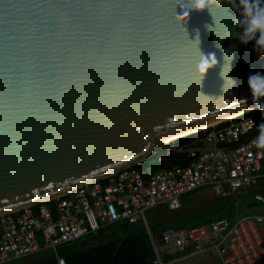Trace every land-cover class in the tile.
<instances>
[{"label":"water","instance_id":"1","mask_svg":"<svg viewBox=\"0 0 264 264\" xmlns=\"http://www.w3.org/2000/svg\"><path fill=\"white\" fill-rule=\"evenodd\" d=\"M212 14L188 0H0V216L156 147L189 155L161 139L256 107L248 78L264 58L226 37L227 10Z\"/></svg>","mask_w":264,"mask_h":264},{"label":"built area","instance_id":"2","mask_svg":"<svg viewBox=\"0 0 264 264\" xmlns=\"http://www.w3.org/2000/svg\"><path fill=\"white\" fill-rule=\"evenodd\" d=\"M240 117L202 131V139L186 148L195 150L188 155V166L160 170L148 178L135 167L126 168L0 216V264L46 251L57 264H66L60 254L63 247L97 238L121 223L145 225L155 255L151 264L206 255L215 256L220 264H264V214L168 228L161 237L153 236L148 221L152 212L178 211L190 194L209 191L221 199L264 184V147L256 141L264 114L257 109L253 116ZM255 197L264 204V196Z\"/></svg>","mask_w":264,"mask_h":264},{"label":"trees","instance_id":"3","mask_svg":"<svg viewBox=\"0 0 264 264\" xmlns=\"http://www.w3.org/2000/svg\"><path fill=\"white\" fill-rule=\"evenodd\" d=\"M255 113L256 111H252L250 113L242 115L240 118L244 119L253 116ZM202 137L203 134L201 132L195 133L189 135L188 137L178 139L172 142L171 145L177 150H186V148L190 147L193 142L200 141ZM190 161L191 159L188 155L171 153L161 147H156L149 158L143 163L137 165L135 168L139 170L145 178H148L160 170H166L173 167L188 166ZM196 194L197 193L185 196L183 198V201L187 198L195 196ZM218 200L219 201L216 203V205L201 210V212L195 216H188L184 213H180V215L177 217V220L179 217L187 220L198 219V221L193 225L188 226V228H193L200 225H209L212 221L222 217L233 219L235 216V205L230 203V201L232 200V196L221 198ZM235 200L236 196L234 197V201ZM225 203H229L226 204V208L223 209L227 216H219L218 218L210 217L208 219L201 220L206 212H210L213 210L216 212H221V208L224 207ZM152 213L149 214L148 221L150 231L155 237H158L163 232H165V230L170 228V224L181 227L180 222L173 223L177 222V220H157L156 218L152 217ZM133 226L136 227V229L131 231L125 238L114 239L87 249H76L75 244L84 240H90L83 239L63 247L60 250V254L62 257H64L66 264H151L155 255L148 230L143 223H139L137 225L121 223L108 229L116 234L120 231L127 232ZM46 264H57V262L54 258H51L48 260V262H46Z\"/></svg>","mask_w":264,"mask_h":264},{"label":"clouds","instance_id":"4","mask_svg":"<svg viewBox=\"0 0 264 264\" xmlns=\"http://www.w3.org/2000/svg\"><path fill=\"white\" fill-rule=\"evenodd\" d=\"M188 5L196 11H204L207 8L212 17V9L227 10L232 17L233 31L226 37L237 40L243 46L253 44V52L257 58H264V0H188ZM188 17L189 11L185 10L177 16L178 22L186 21ZM212 29L209 27L210 32H213ZM232 47L234 49L235 45ZM216 64L214 53L207 57L201 55L196 69L199 77L202 78ZM222 75L225 76L224 73ZM231 85L234 86L235 82L231 81ZM248 85L259 111L264 114V102H261V97H264V74L250 75ZM257 132V146L264 147V123L257 125Z\"/></svg>","mask_w":264,"mask_h":264},{"label":"rangeland","instance_id":"5","mask_svg":"<svg viewBox=\"0 0 264 264\" xmlns=\"http://www.w3.org/2000/svg\"><path fill=\"white\" fill-rule=\"evenodd\" d=\"M200 133V132H198ZM203 134V132H201ZM188 137V136H187ZM181 139V138H180ZM176 141V140H175ZM174 142V141H173ZM256 195L264 196V184H260L258 186H254L248 190L240 192L236 196V200L234 201V197L230 201L231 204L235 205V216L233 219L240 218L246 215H262L264 214V204L258 202L256 200ZM219 198H216L212 193L209 191H201L198 192L195 196L191 198H187L183 201L181 209L178 211H168V210H161L152 213V217L156 218L157 220L163 219H171L176 221L177 217L180 213H184L188 216H195L201 212V210L212 207L216 205L219 201ZM225 203L224 207H222L221 212L210 211L206 212L201 220L208 219L210 217L218 218L219 216H227L223 211L226 208ZM197 220H187L184 218L179 217L177 222L173 223H181V227H177L175 225H169L170 228H188V226L193 225ZM136 227H131L129 231L125 232H118L114 233L110 229H107L101 236L97 238H91L90 240H84L75 244L76 249H87L93 246H97L106 242H109L114 239H122L125 238L131 231L135 230ZM52 253L50 251L42 252L29 258H25L12 264H46L49 259L53 258ZM174 264H220L218 259L213 255H206V256H189L187 258H182L175 262Z\"/></svg>","mask_w":264,"mask_h":264},{"label":"bare ground","instance_id":"6","mask_svg":"<svg viewBox=\"0 0 264 264\" xmlns=\"http://www.w3.org/2000/svg\"><path fill=\"white\" fill-rule=\"evenodd\" d=\"M258 109V107H253L249 110H246L245 112H241L240 114H236V115H233V116H229V117H226V118H222V119H218V120H215L213 122H210V123H207V124H204V125H201V126H198V127H195V128H192V129H189V130H185V131H182V132H179V133H176V134H173V135H170V136H167L165 138H162L161 141L164 142V143H172L173 141L175 140H178L180 138H183V137H187L189 135H192V134H195V133H198V132H202V131H205L209 128H213V127H216L224 122H228L234 118H237V117H240L242 115H245L247 113H250L252 111H256Z\"/></svg>","mask_w":264,"mask_h":264}]
</instances>
